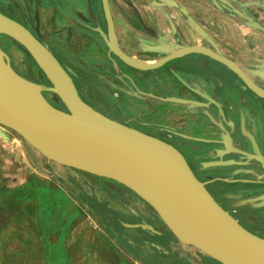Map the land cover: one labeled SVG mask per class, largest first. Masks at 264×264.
Here are the masks:
<instances>
[{"label": "flooded vegetation", "instance_id": "flooded-vegetation-1", "mask_svg": "<svg viewBox=\"0 0 264 264\" xmlns=\"http://www.w3.org/2000/svg\"><path fill=\"white\" fill-rule=\"evenodd\" d=\"M106 4L116 46L125 56L152 64L180 51L176 49L179 40L174 46H163L158 35L154 36L156 43L148 45V33L139 23L136 8L127 0H106ZM41 5L55 9L70 21L54 34L62 32L64 43L69 41L68 44L78 49L80 58L74 61L83 59V63L79 61L81 67H73L64 53L49 47L40 37ZM149 5L148 0H142V7ZM35 10L38 35L58 64L70 71L68 76L78 98L105 118L173 147L213 201L244 230L264 240V100L234 73L206 56L190 54L146 72L124 64L108 51L103 40L108 34V23L101 0H0V13L23 26L33 37ZM241 22L246 20L241 19ZM188 26L181 43L197 46L195 43L200 42V47L213 51L210 44L190 30L193 26ZM131 32L142 36L139 45L133 44L135 38L131 37ZM202 33L207 37L203 30ZM3 37L19 53V56L8 57L0 47L12 71L30 82L49 85L28 54ZM69 37L72 39L68 40ZM214 46L250 84L264 93L261 66L231 60L228 53H221ZM166 49L170 50L169 54L162 53ZM66 54L75 58L71 47ZM41 94L53 107H63L59 100L53 101L51 93ZM83 180L92 183L85 185L86 189H95L105 197L98 201L93 195L77 192L76 201L91 209L97 224L115 234L119 233L118 229L135 231L129 239L153 253V256L149 253L147 264L166 261L186 264L176 253L180 244L141 199L108 179L83 174ZM116 219L120 220L119 224L115 223ZM139 219L157 234L149 236L138 228L122 226L123 223L139 225ZM122 232L121 236L126 237ZM200 260L203 264H216L207 256Z\"/></svg>", "mask_w": 264, "mask_h": 264}, {"label": "water", "instance_id": "water-1", "mask_svg": "<svg viewBox=\"0 0 264 264\" xmlns=\"http://www.w3.org/2000/svg\"><path fill=\"white\" fill-rule=\"evenodd\" d=\"M101 3L108 23V34L103 40L108 51L124 64L146 72L190 54L206 56L234 73L264 100L263 91L250 84L194 25L190 30L210 44L213 51L188 46L183 41L177 45L176 49H180L177 55L171 54L152 64L130 59L116 46L106 0ZM34 12L35 37L1 13L0 35L28 54L49 85H39L15 74L0 50V126L17 134L46 162L108 179L127 188L151 208L178 243L198 250L214 262L264 264V240L244 230L213 201L178 151L154 137L105 118L78 98L68 76L70 71L58 64L41 41L36 10ZM254 27L264 34L263 27L257 23ZM169 52L166 49L162 53ZM42 92L51 93L53 101L59 100L63 107L50 105ZM139 221V225L122 226L138 228L149 236L157 234L151 226ZM164 264L174 263L166 261Z\"/></svg>", "mask_w": 264, "mask_h": 264}, {"label": "rangeland", "instance_id": "rangeland-1", "mask_svg": "<svg viewBox=\"0 0 264 264\" xmlns=\"http://www.w3.org/2000/svg\"><path fill=\"white\" fill-rule=\"evenodd\" d=\"M50 14H56V16L52 19ZM39 16V35L42 40L49 47H55L60 53H64L65 58L68 59L67 62L73 67H81L83 59L74 61L80 58L78 49L68 44L69 41L64 43L62 32L56 31L57 34H54L55 30L70 24V21L46 5H41ZM70 39L72 37L68 38ZM0 47L8 57L19 56L17 49L1 35ZM70 47L73 49L75 58L66 54ZM79 61L82 63L80 64ZM45 95L48 96V94ZM0 131L4 135L0 136V209H7L0 214V224H7L6 226L10 228L7 230L8 235L11 234L12 237L18 234L26 235L22 237V241L30 249L31 243L33 245L35 243L36 230L34 227L37 223L38 239L43 243V247L47 248L44 251L47 264H52L54 259L56 264H66L62 258L61 249L50 248L48 245L47 228L54 224H64L70 230L71 234L66 240V245L67 252L73 260L72 264H115V260L126 253L125 248L121 246L123 242L134 245L136 252L133 253L135 254L139 249H143L142 245L133 243L129 239L134 236L135 231L123 230L122 232L118 229L119 233L115 234L104 229L95 222L91 209L87 210L85 204L76 201L78 190L80 193L95 196L98 201L105 199L95 189L85 188V185H92V183L83 180L82 173L46 162L36 151L20 140L17 134L1 126ZM110 205L116 207L112 203ZM148 210L155 216L151 209ZM235 215L237 216V213ZM236 218L240 222L239 217ZM115 223L119 224L120 220L116 219ZM25 227L28 229L22 230ZM29 227H33V230ZM59 232L58 241L61 240L63 231L59 230ZM121 232L125 233L126 237L121 236ZM0 239V246H2V238ZM176 251L177 255L185 259L186 264H203L200 259H203L205 255L190 246L178 245ZM19 252L13 250V254H9V251L6 253L8 254L7 259H12V255L15 256ZM34 253L40 256V248L36 252L34 249ZM149 253L153 256L152 252L147 251V255ZM3 264H20V262H15L13 259Z\"/></svg>", "mask_w": 264, "mask_h": 264}, {"label": "crops", "instance_id": "crops-1", "mask_svg": "<svg viewBox=\"0 0 264 264\" xmlns=\"http://www.w3.org/2000/svg\"><path fill=\"white\" fill-rule=\"evenodd\" d=\"M127 1L136 8L139 23L148 33L146 37L147 42L150 43H147L148 45L156 43L154 36L158 35L164 42L163 46H174L173 44H177V40L181 43V36L186 35L188 25H195L201 31L203 30L207 38L216 45L221 53H228L231 60L240 61L246 65L256 63L258 67L261 66L260 75H264V34L254 27V23H257L264 28V0H148L150 2L148 8L141 6L142 0ZM244 17H248L252 21L245 19V23H240ZM138 34V32H131V37L135 38V41L132 39L133 44L141 43L142 36ZM195 45L202 46L200 42H196ZM3 211H7V209H0V214ZM36 224L34 227L36 230L35 246L31 243L30 249L22 241V237H26V235L18 234L12 237L11 234H7V230L10 229L6 226L7 224H0V238H2L0 264L13 259L20 264H47L44 253L47 248L43 247V243L38 239ZM27 229L28 227L22 228V230ZM29 229L33 230V227H29ZM47 229L49 237L47 241L50 248H60L63 252V260L66 264H72L73 260L67 252L66 245V240L71 234L69 228L64 224H54ZM59 230L63 232L61 240L58 241ZM129 244L123 242L121 246L123 249L125 248L126 253H123L124 256H119L115 260V264H147L149 255L146 251L142 252L145 250L144 246H142V251L137 248L138 252L135 254L133 253L136 252L134 245ZM39 248L40 256L38 253H34V249L36 252ZM13 250L20 252L15 256L12 255V259H7L8 254L6 253L10 251L9 254H13ZM54 261L55 259L52 264H56Z\"/></svg>", "mask_w": 264, "mask_h": 264}, {"label": "bare ground", "instance_id": "bare-ground-1", "mask_svg": "<svg viewBox=\"0 0 264 264\" xmlns=\"http://www.w3.org/2000/svg\"><path fill=\"white\" fill-rule=\"evenodd\" d=\"M30 34H31V33H30ZM33 35H34V34H33ZM0 133L2 134V136H4L3 133H2L1 131H0ZM2 136H1V137H2ZM180 245H181V244H180Z\"/></svg>", "mask_w": 264, "mask_h": 264}, {"label": "trees", "instance_id": "trees-1", "mask_svg": "<svg viewBox=\"0 0 264 264\" xmlns=\"http://www.w3.org/2000/svg\"><path fill=\"white\" fill-rule=\"evenodd\" d=\"M21 140V139H20ZM79 172V171H78ZM80 173H82V172H80ZM82 174H85V173H82ZM121 245H123L122 243H121Z\"/></svg>", "mask_w": 264, "mask_h": 264}]
</instances>
